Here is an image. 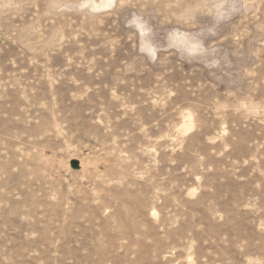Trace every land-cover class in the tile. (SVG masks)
Segmentation results:
<instances>
[{"label": "rangeland", "instance_id": "1", "mask_svg": "<svg viewBox=\"0 0 264 264\" xmlns=\"http://www.w3.org/2000/svg\"><path fill=\"white\" fill-rule=\"evenodd\" d=\"M0 264H264V0H0Z\"/></svg>", "mask_w": 264, "mask_h": 264}]
</instances>
